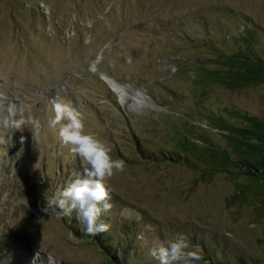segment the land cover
Wrapping results in <instances>:
<instances>
[{"label":"rangeland","instance_id":"374dc122","mask_svg":"<svg viewBox=\"0 0 264 264\" xmlns=\"http://www.w3.org/2000/svg\"><path fill=\"white\" fill-rule=\"evenodd\" d=\"M260 63L264 0H0V264H158L178 232L199 264H264ZM57 97L124 162L101 217L118 262L41 211L85 167Z\"/></svg>","mask_w":264,"mask_h":264},{"label":"clouds","instance_id":"9594fccd","mask_svg":"<svg viewBox=\"0 0 264 264\" xmlns=\"http://www.w3.org/2000/svg\"><path fill=\"white\" fill-rule=\"evenodd\" d=\"M53 117L50 126L59 125L58 136L70 152L85 165L83 175L68 183L62 190L43 194L41 211L47 215L71 216L73 213L88 235L108 230L102 215L112 208L110 178L124 170V162L114 159L110 144L95 132L88 130L84 113L70 100L57 97L52 100ZM23 119L14 121V127L23 125ZM149 255L158 264H199L203 257L198 245L187 234L178 232L171 240L149 249Z\"/></svg>","mask_w":264,"mask_h":264},{"label":"trees","instance_id":"16d2710c","mask_svg":"<svg viewBox=\"0 0 264 264\" xmlns=\"http://www.w3.org/2000/svg\"><path fill=\"white\" fill-rule=\"evenodd\" d=\"M255 69L259 72V76H261V74H263L264 72V65L262 66L261 63L259 66L255 67ZM260 140V139H259ZM263 143L264 141H259V145H262L263 146ZM264 149V148H263ZM261 163V165L259 167H256V171L259 172L261 174V177H264V151L262 153V158L261 160L259 161ZM63 217V216H62ZM67 218V216H65ZM65 224H67L69 227V230L75 235V236H78V237H87L89 239H95L99 242L100 245L103 246V248L105 249V252L109 254V256H111V260L113 261H116V255L112 252L113 249H111L109 247V239H107V235L105 232H102V233H99L97 235H88V234H85L83 231H82V228H81V225L78 223L76 224L75 222L71 223L69 220H65L64 221ZM36 260V259H34ZM29 264H30V261H29Z\"/></svg>","mask_w":264,"mask_h":264},{"label":"bare ground","instance_id":"6f19581e","mask_svg":"<svg viewBox=\"0 0 264 264\" xmlns=\"http://www.w3.org/2000/svg\"><path fill=\"white\" fill-rule=\"evenodd\" d=\"M103 78L107 81V84H109L111 86L112 90L116 91L121 98H123V97L125 98V95H127V93L123 89L122 86H120L119 84H116L113 80H111L110 78H108V76L107 77L106 76L105 77L103 76ZM141 94H142L141 92H138V93L135 94V98H136V100H135L136 102L135 103L136 104H139V102H141L139 100L140 97L142 96Z\"/></svg>","mask_w":264,"mask_h":264},{"label":"water","instance_id":"95a60500","mask_svg":"<svg viewBox=\"0 0 264 264\" xmlns=\"http://www.w3.org/2000/svg\"><path fill=\"white\" fill-rule=\"evenodd\" d=\"M102 79L107 83V81L103 78V76H102Z\"/></svg>","mask_w":264,"mask_h":264},{"label":"built area","instance_id":"2783aa9c","mask_svg":"<svg viewBox=\"0 0 264 264\" xmlns=\"http://www.w3.org/2000/svg\"><path fill=\"white\" fill-rule=\"evenodd\" d=\"M33 262H34V260H33Z\"/></svg>","mask_w":264,"mask_h":264}]
</instances>
